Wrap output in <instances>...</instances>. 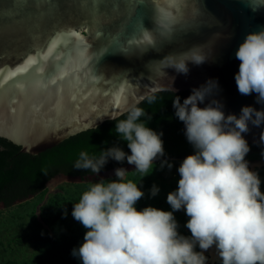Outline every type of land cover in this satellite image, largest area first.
I'll return each mask as SVG.
<instances>
[{
  "label": "water",
  "instance_id": "1",
  "mask_svg": "<svg viewBox=\"0 0 264 264\" xmlns=\"http://www.w3.org/2000/svg\"><path fill=\"white\" fill-rule=\"evenodd\" d=\"M261 30L264 0H0V138L37 156L154 93L191 95L209 82L216 86L199 107L217 101L237 117L244 106L264 111L258 94H240L235 82V53ZM193 48L206 59L188 61L186 75L165 59ZM248 127L247 143L263 144L264 123ZM115 170L85 179L59 174L46 187Z\"/></svg>",
  "mask_w": 264,
  "mask_h": 264
},
{
  "label": "clouds",
  "instance_id": "2",
  "mask_svg": "<svg viewBox=\"0 0 264 264\" xmlns=\"http://www.w3.org/2000/svg\"><path fill=\"white\" fill-rule=\"evenodd\" d=\"M195 49L165 59L186 75L188 61L199 65L206 59ZM235 55L240 61L235 75L239 93H256L258 102H264V30L247 34ZM215 86L209 82L194 88L183 103L179 96L173 100L175 115L195 149L178 168L177 190L167 195L173 211L151 206L137 210L144 193L137 183L125 181L128 171L123 168L115 170L116 180L91 184L74 203L72 216L86 232L72 255L82 264H207L205 252L213 246L221 264H264V192L245 160L250 148L242 135L249 131V122L257 127L264 123V111L244 106L237 117L226 116L217 101L199 107ZM145 116L144 109L132 106L126 118L116 122L115 132L127 141L130 155L119 147L102 150L98 158L81 151L73 167L98 174L110 158L126 159L141 179L151 174L154 161L164 156V146L162 133L141 120ZM260 138L264 141V132ZM158 191L153 185L151 194ZM182 208L191 237L177 231L173 212Z\"/></svg>",
  "mask_w": 264,
  "mask_h": 264
},
{
  "label": "trees",
  "instance_id": "3",
  "mask_svg": "<svg viewBox=\"0 0 264 264\" xmlns=\"http://www.w3.org/2000/svg\"><path fill=\"white\" fill-rule=\"evenodd\" d=\"M175 96H179L183 103L189 93L157 92L137 105L146 112V116L141 117V120L146 121V126L157 133H162L164 156L155 161L184 159L188 155L195 154L193 145L186 138L184 123L175 115L176 110L173 107ZM126 115L127 113L115 120L106 121L96 129L73 136L59 146L37 156L21 153L19 146L0 138V203L11 207L17 202L25 201L42 193L47 182L58 174L80 179L97 175L91 170L73 167L81 151H87L90 155L98 158L102 150L119 147L127 155H130L127 141L121 139L115 132L116 122L125 119ZM148 117L151 119L149 120ZM248 145L250 150L245 158L251 152L264 147V143L257 146ZM128 165L130 164L126 159L118 162L110 158L98 174ZM142 199L146 200L144 196ZM149 206L156 208V206L147 203L144 205L142 202L139 210ZM56 237L57 239L51 240L48 248L46 264H82L77 256L72 255L73 249L79 248L78 243L67 233L58 232ZM60 237L63 238V241H58ZM196 250L200 251L198 246ZM207 258L209 259L208 256Z\"/></svg>",
  "mask_w": 264,
  "mask_h": 264
},
{
  "label": "rangeland",
  "instance_id": "4",
  "mask_svg": "<svg viewBox=\"0 0 264 264\" xmlns=\"http://www.w3.org/2000/svg\"><path fill=\"white\" fill-rule=\"evenodd\" d=\"M183 160L154 161L152 173L142 179L135 168L128 171L125 181L137 183L146 199L144 201L141 198L137 202V210L143 202L144 205L147 203L164 211H173L167 203V195L177 190L180 179L178 168ZM168 163H171V168ZM249 163L251 171L258 174L260 190L264 192V147L249 157ZM116 179L114 175L103 180L107 182ZM100 180L62 182L48 186L42 193L11 207L1 208L0 264H46L48 248L51 240L57 239L58 232L67 233L80 246L84 242L86 229L72 216L73 206L91 184ZM153 185L159 189L155 196L151 194ZM173 215L178 224V233L185 237L191 236L185 226L189 219L185 210L182 208L174 211ZM60 240L63 241V238H58ZM207 264H210L209 259Z\"/></svg>",
  "mask_w": 264,
  "mask_h": 264
},
{
  "label": "bare ground",
  "instance_id": "5",
  "mask_svg": "<svg viewBox=\"0 0 264 264\" xmlns=\"http://www.w3.org/2000/svg\"><path fill=\"white\" fill-rule=\"evenodd\" d=\"M188 237H191V236H188ZM205 254L208 255V257L210 256V259H209L210 264H218L220 262L215 246L210 248L207 252H205Z\"/></svg>",
  "mask_w": 264,
  "mask_h": 264
},
{
  "label": "flooded vegetation",
  "instance_id": "6",
  "mask_svg": "<svg viewBox=\"0 0 264 264\" xmlns=\"http://www.w3.org/2000/svg\"><path fill=\"white\" fill-rule=\"evenodd\" d=\"M260 150V149H259ZM259 150H255V151H253V152H251L246 158H245V160L247 161V163H248V167H249V169L251 170V167H250V163H249V157L253 154V153H255V152H257V151H259ZM59 175V174H58ZM56 177V176H55ZM48 183V182H47Z\"/></svg>",
  "mask_w": 264,
  "mask_h": 264
},
{
  "label": "snow or ice",
  "instance_id": "7",
  "mask_svg": "<svg viewBox=\"0 0 264 264\" xmlns=\"http://www.w3.org/2000/svg\"><path fill=\"white\" fill-rule=\"evenodd\" d=\"M73 35H75V33H73ZM36 61L35 60H33L32 58H29V63L31 64V63H35ZM13 75H15V73H13ZM3 79V77H2V75H0V80H2Z\"/></svg>",
  "mask_w": 264,
  "mask_h": 264
}]
</instances>
